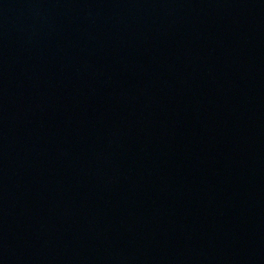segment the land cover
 Returning <instances> with one entry per match:
<instances>
[{
	"label": "water",
	"instance_id": "obj_1",
	"mask_svg": "<svg viewBox=\"0 0 264 264\" xmlns=\"http://www.w3.org/2000/svg\"><path fill=\"white\" fill-rule=\"evenodd\" d=\"M0 264H264V0H0Z\"/></svg>",
	"mask_w": 264,
	"mask_h": 264
}]
</instances>
